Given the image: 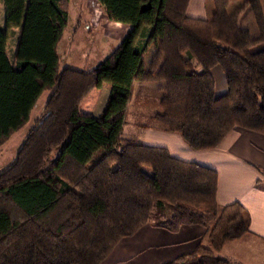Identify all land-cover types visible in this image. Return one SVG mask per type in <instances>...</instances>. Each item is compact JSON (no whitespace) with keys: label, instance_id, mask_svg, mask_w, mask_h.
<instances>
[{"label":"trees","instance_id":"16d2710c","mask_svg":"<svg viewBox=\"0 0 264 264\" xmlns=\"http://www.w3.org/2000/svg\"><path fill=\"white\" fill-rule=\"evenodd\" d=\"M1 1L0 145L27 122L41 94H50L0 173V264H101L146 224L206 229L208 250L163 264H230L219 252L250 232L245 207L217 204L215 169L143 144L124 123L153 43L163 56L161 96L140 127L162 124L193 150L215 148L234 127L264 134V46L254 49L264 43V0H215L240 4L211 19L187 15L190 0H98L109 20L130 29L88 71L61 67L69 0ZM247 8L256 36L240 24ZM217 65L227 85L220 96L211 71ZM103 83L109 94L101 113H83V100Z\"/></svg>","mask_w":264,"mask_h":264},{"label":"crops","instance_id":"0c3cea01","mask_svg":"<svg viewBox=\"0 0 264 264\" xmlns=\"http://www.w3.org/2000/svg\"><path fill=\"white\" fill-rule=\"evenodd\" d=\"M229 5L222 2L217 6L215 0H190L186 13L191 17L210 19L216 11ZM69 21L68 15V40L75 32L73 25L69 27ZM110 23L122 26L119 22ZM150 45L153 43L148 48ZM162 65L163 56L158 58L156 66L146 67L144 61L142 78L135 81L132 88V96L136 92V100L142 105L148 103L147 85L152 84L158 94L161 93L159 76ZM217 69L215 66L211 71L215 78V94L220 96L227 91V85L223 71L221 74ZM215 72L224 75V80L218 82ZM100 88L85 97L81 105L83 113L93 114ZM128 107L129 103L125 133L136 135L143 144L166 147L178 159L215 169L218 173L217 204L239 202L247 210L250 232L227 242L219 254L228 258L230 264H264V134L234 127L215 148L193 150L178 133L167 130L162 124L140 127V118L148 113L138 110L128 117ZM207 241L206 229L201 225H183L177 232H169L146 224L134 235L122 238L101 264H163L182 253L208 250Z\"/></svg>","mask_w":264,"mask_h":264},{"label":"rangeland","instance_id":"374dc122","mask_svg":"<svg viewBox=\"0 0 264 264\" xmlns=\"http://www.w3.org/2000/svg\"><path fill=\"white\" fill-rule=\"evenodd\" d=\"M240 1L231 3L226 9L231 12ZM4 15L5 8L0 0V29H4ZM69 15V27L73 25L75 32L71 36L70 40L67 39L68 29L65 30L63 37L58 44V54L60 57L61 67H70L77 70L88 71V69H94L104 58L112 51V49L120 43L127 32L130 29L128 24H123L121 27L111 25V20L106 16L104 9L101 7L98 0H69L68 6ZM107 18V19H106ZM211 19V18H210ZM240 24L243 27L248 28L251 31L252 36L258 34L255 20L249 8H247L241 19ZM128 28V29H127ZM14 35H10L7 44V50L9 56L14 49ZM264 43L258 44L257 47H263ZM158 58H162L161 52L153 44L146 50L144 55V61L146 67L150 65L156 66ZM217 70L222 74V69L217 65ZM218 71V72H219ZM217 81H223L224 75H219L215 72ZM146 87L148 103H142L136 100V92H134L128 107V117H132L134 111H145L148 113H154L158 108L152 102L156 98L161 96L158 94V89L153 88L152 84ZM50 94V90H45L33 109L31 110L29 119L27 122L16 131L4 144L0 145V173L6 170L14 161L17 151L20 149L22 143L26 139L30 129L34 126L35 120L40 116L43 111L46 100ZM109 94V89L106 83H103L102 87L98 91V103L93 110L92 115H98L104 108ZM141 98V99H144ZM131 115V116H130ZM58 155V152L53 154V158ZM147 171H151L150 168L145 167ZM208 242V241H207Z\"/></svg>","mask_w":264,"mask_h":264}]
</instances>
